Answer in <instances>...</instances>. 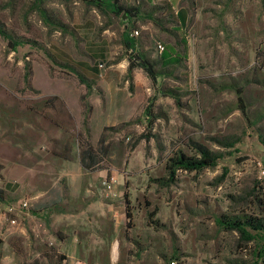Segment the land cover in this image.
I'll return each instance as SVG.
<instances>
[{"label":"rangeland","instance_id":"374dc122","mask_svg":"<svg viewBox=\"0 0 264 264\" xmlns=\"http://www.w3.org/2000/svg\"><path fill=\"white\" fill-rule=\"evenodd\" d=\"M121 4L144 15L117 17L78 0H0V24L19 43L14 51L0 35L1 160L9 166L17 136L26 152L28 137L35 182L40 191H49L39 198L27 192L29 210L4 209L0 264H80L82 245L93 251L96 239L111 240L113 247H97L92 264H264V254L258 258L262 245H246L217 223L242 213L256 215L264 203V0ZM136 31V50L163 72L158 85L141 69L129 74L123 35ZM229 85L242 87V95ZM163 91H174L178 101ZM151 99L149 123L145 108ZM112 103L123 106L113 111ZM106 127L117 128L105 133L108 171L81 169L80 139L90 131L97 147ZM224 137L239 143L231 148L214 141ZM190 140L224 158L201 172L179 171L175 183L157 181L169 179L167 161L176 151L195 155L185 145ZM8 179L0 177L2 186ZM106 180L113 182L111 191ZM69 181L73 192L79 185H95L97 196H87L114 206L107 223L112 234L104 232L108 240L90 225L85 230L93 236L59 230L45 215L34 227L29 224L27 213L35 202L75 198ZM14 226L26 234H13Z\"/></svg>","mask_w":264,"mask_h":264},{"label":"trees","instance_id":"16d2710c","mask_svg":"<svg viewBox=\"0 0 264 264\" xmlns=\"http://www.w3.org/2000/svg\"><path fill=\"white\" fill-rule=\"evenodd\" d=\"M86 5H94L101 10H107L111 14L117 17H127L128 19H137L142 13L141 9L137 7H126L121 4V0H102L100 2L96 0H78ZM148 18H151V14L147 15ZM0 35L7 39L13 48L16 51L17 47L19 46L18 42H15L10 35L7 34L5 28L0 24ZM124 45L127 51V56L130 61L129 64V74H132L133 70L141 69L147 75V77L151 80L153 85H158V80L163 74L160 70L157 69V62L150 59L146 54L139 52L136 50V45L134 39L131 38L130 33H124L123 35ZM168 55H164L161 60H166ZM80 80L83 84L86 85L88 91L91 89V86L84 77H80ZM229 88L236 91V93L241 96L243 88L237 87L236 85H229ZM226 88V87H225ZM167 93V96L174 97L176 101V93L174 91H163V93ZM58 100V98H56ZM86 100V95L81 97V101L84 102ZM154 99H151L149 105L145 108V114L149 123L152 120L149 118L152 115V102ZM67 110V109H66ZM87 125V124H86ZM117 128H108L104 129V133L99 139L97 147H94L89 139L90 131L88 137L81 138L79 142V159L80 165L82 168L88 172H95V171H102L107 170V158L110 152V145L108 143V139L106 136V132L109 130H116ZM146 140L149 141L148 136H145ZM219 146L221 147H231L234 148L237 143H239V139L235 137H224L222 139H215L214 140ZM262 144L264 145V139L261 140ZM188 149H192L195 153L194 156H188L182 150H178L174 153L173 156L168 158L167 161V171L169 175V179L162 181L157 180L159 182H166V183H175L176 176L179 171L185 172H201L206 169L214 168L218 165L219 161L224 158V154L222 152H213L208 147L201 145L197 142L192 140L189 143L186 142L185 144ZM135 148V144L132 146L131 150ZM235 152L239 153L238 149ZM3 169L0 166V177L1 170ZM62 198L56 200H49L47 202H43L38 205V209H33V213L37 214L40 211L50 209L53 207L58 206L61 203ZM5 201V193L2 189H0V202ZM262 208L258 214H247L242 213L238 216H233L230 218H221L217 220L219 226L223 227L227 231L236 232L239 237L240 241L244 244L248 245L250 243H256L257 245H262L258 254V258H262L264 254V203L260 201ZM131 214L128 211V217L131 218ZM259 262L256 261L253 264H258Z\"/></svg>","mask_w":264,"mask_h":264},{"label":"crops","instance_id":"0c3cea01","mask_svg":"<svg viewBox=\"0 0 264 264\" xmlns=\"http://www.w3.org/2000/svg\"><path fill=\"white\" fill-rule=\"evenodd\" d=\"M117 95H120V94H117ZM122 106H123L122 103L121 104L112 103V110L119 111L118 109H115V108L122 107ZM106 111H107L106 114L109 117L110 115L108 113L109 110L106 109ZM122 112L123 111L118 112V115H121ZM125 114L121 116V118L124 119ZM126 117H128V115ZM27 138H26L27 148H26V152H24L25 148L22 151V149L19 146L22 142L21 139H19L18 136L16 137V141L14 142L15 150L14 149L12 150L10 161H8L9 166L6 165L1 160L3 157V154L0 153V164H2L4 167L2 175H4V177L7 175H10V179L6 180L4 186H2V184L0 183V189H2L5 193V201L0 202V227L1 225H3V222H4L3 221L4 220V209H6L8 205L19 202V199L20 201H22L23 199H28L26 197V195H28L27 192L30 194L33 193L34 195L37 194L38 196H35V198L44 197L45 195L49 193V191H45V190L40 191L39 185H37V183L35 182V176L38 173L36 170V159H34V150L30 149L29 138L28 139ZM24 156H26V158H24ZM80 167L81 169H83L81 165ZM42 174L44 175V178L47 179L44 172ZM71 181L68 182L67 189L70 190L72 193H74L75 198L72 200L71 199L65 200V198L64 199L62 198L61 203L58 206L40 211L37 214H34L32 211L33 209L37 208L39 205L37 204L38 202H35L36 206L34 205L33 209H31V213L30 212L27 213L29 224L33 225L34 227L37 223L36 222L37 217L45 215L47 222L51 220V223H53V221H55L54 225L55 224L58 225L59 230L64 229V231L65 230L68 231L70 229L71 232L75 233L76 236L84 235L83 231L86 233V235H91L90 231L85 230L86 228L88 229L90 225L91 230L95 231L96 235H98L99 233L100 234L102 233L104 235V236H101L103 238V241L108 240L110 238L109 236L112 234V228L108 227V224H107L108 222L112 223L110 222L111 220L108 218V216L113 215L114 217V214H113L114 206L113 205L108 206L107 204H105V202L97 200V198L95 199V198H90L89 196H87L92 192L95 193V197L97 196V189H95V185H92V184L86 185V186L79 185V188H77L78 190L76 192H73L72 187H71L72 186ZM55 185H56L55 187H57L58 184L55 183ZM84 201H86V203H84ZM95 214L99 216L100 220H97V218L94 216ZM69 216L74 217L73 223H70ZM105 217L108 220H106ZM100 223L102 225H100ZM51 226L53 227V224H51ZM19 231H21L23 235L26 234V231L20 230L18 226L17 227L14 226V228L12 229L13 234H18ZM105 231L111 232V233L109 232L108 237H107V234L104 233ZM63 237L59 236V238L64 242L66 240L63 239ZM95 239L96 238L94 237V240ZM109 242L110 244H106V242H103L101 244L96 239L94 242L91 243V245L94 247L93 251L91 248L89 251H87L86 250L87 246L82 245L84 250L81 253V257L83 258L81 263L82 264L86 263V255H88L89 257H88L87 262L89 264H92L93 263L92 253L97 252V247L104 246L105 248L107 246L110 249L111 247H113L112 245L113 243H111V240ZM116 251L117 249L115 247L114 253H117ZM99 252L100 251H98V253ZM94 264H97V260L94 262Z\"/></svg>","mask_w":264,"mask_h":264},{"label":"built area","instance_id":"2783aa9c","mask_svg":"<svg viewBox=\"0 0 264 264\" xmlns=\"http://www.w3.org/2000/svg\"><path fill=\"white\" fill-rule=\"evenodd\" d=\"M131 38L132 39H135L137 38V36H139V32H134V33H131L130 34ZM157 49L161 52V53H164L165 52V45L162 44L161 42L158 43L157 45ZM103 65L101 64V67ZM261 176L264 177V168H262L261 170ZM113 180V179H112ZM112 180H106L104 182V185L105 187L111 191L112 190ZM31 208V205H30V199H23L22 201L19 202V204L17 206H14L13 204L11 205H8L7 207V212L8 213H14L17 211V209L19 210H29ZM12 224H16L15 220H12ZM171 264H179L176 260L172 261Z\"/></svg>","mask_w":264,"mask_h":264},{"label":"water","instance_id":"95a60500","mask_svg":"<svg viewBox=\"0 0 264 264\" xmlns=\"http://www.w3.org/2000/svg\"><path fill=\"white\" fill-rule=\"evenodd\" d=\"M96 1L100 2V1H102V0H96Z\"/></svg>","mask_w":264,"mask_h":264},{"label":"bare ground","instance_id":"6f19581e","mask_svg":"<svg viewBox=\"0 0 264 264\" xmlns=\"http://www.w3.org/2000/svg\"><path fill=\"white\" fill-rule=\"evenodd\" d=\"M117 252V251H116Z\"/></svg>","mask_w":264,"mask_h":264}]
</instances>
